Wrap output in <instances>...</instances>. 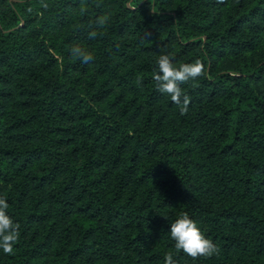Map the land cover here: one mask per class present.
I'll return each instance as SVG.
<instances>
[{
	"label": "trees",
	"instance_id": "trees-1",
	"mask_svg": "<svg viewBox=\"0 0 264 264\" xmlns=\"http://www.w3.org/2000/svg\"><path fill=\"white\" fill-rule=\"evenodd\" d=\"M161 53L204 64L184 115ZM0 197V264H264V0H0ZM185 212L218 255L175 248Z\"/></svg>",
	"mask_w": 264,
	"mask_h": 264
},
{
	"label": "clouds",
	"instance_id": "clouds-1",
	"mask_svg": "<svg viewBox=\"0 0 264 264\" xmlns=\"http://www.w3.org/2000/svg\"><path fill=\"white\" fill-rule=\"evenodd\" d=\"M44 8L48 5L44 4ZM105 24L104 18H97L93 30L89 31V38L97 37L95 30ZM71 55L84 64L93 61L94 57L89 49L81 44H74L70 48ZM173 57L167 53H161L156 61L157 70L153 73V80L156 82L157 90L170 96L171 101L179 106L181 115L188 111L190 99L181 89V83L195 80L205 73L204 64L197 59L192 63H183L179 66L174 65ZM139 83V81H138ZM9 205L5 197H0V249L4 254H11L14 245L20 238V225L14 223L7 214ZM170 236L175 242V248L182 250L187 256L197 259L199 257L209 258L219 254V247L198 227L197 222L190 218L185 212L170 225ZM164 264H177L171 253L164 257Z\"/></svg>",
	"mask_w": 264,
	"mask_h": 264
}]
</instances>
